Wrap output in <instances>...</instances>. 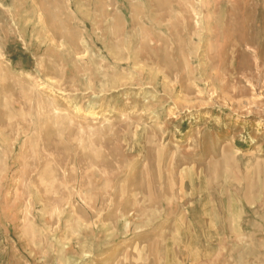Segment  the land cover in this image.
I'll return each instance as SVG.
<instances>
[{"label":"rangeland","instance_id":"374dc122","mask_svg":"<svg viewBox=\"0 0 264 264\" xmlns=\"http://www.w3.org/2000/svg\"><path fill=\"white\" fill-rule=\"evenodd\" d=\"M0 264H264V0H0Z\"/></svg>","mask_w":264,"mask_h":264}]
</instances>
